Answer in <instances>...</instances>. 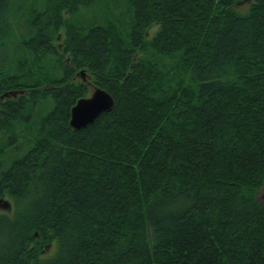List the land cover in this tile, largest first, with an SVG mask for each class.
Returning a JSON list of instances; mask_svg holds the SVG:
<instances>
[{"label":"trees","instance_id":"16d2710c","mask_svg":"<svg viewBox=\"0 0 264 264\" xmlns=\"http://www.w3.org/2000/svg\"><path fill=\"white\" fill-rule=\"evenodd\" d=\"M240 1L89 23L105 0H0V95L24 91L0 100V264H264V0ZM89 85L115 104L76 130Z\"/></svg>","mask_w":264,"mask_h":264},{"label":"water","instance_id":"95a60500","mask_svg":"<svg viewBox=\"0 0 264 264\" xmlns=\"http://www.w3.org/2000/svg\"><path fill=\"white\" fill-rule=\"evenodd\" d=\"M250 2V0H242L241 3ZM76 75L81 76L82 80L87 82V72L85 69L79 70ZM23 90H9L0 95V100L5 98L17 97L18 94L23 93ZM115 104L114 95L108 90L100 86H93L92 92L89 96L80 97L70 110L69 124L73 129L86 128L100 116L101 113L112 110ZM4 207H10L8 200L0 199ZM50 246H46L48 248Z\"/></svg>","mask_w":264,"mask_h":264},{"label":"rangeland","instance_id":"374dc122","mask_svg":"<svg viewBox=\"0 0 264 264\" xmlns=\"http://www.w3.org/2000/svg\"><path fill=\"white\" fill-rule=\"evenodd\" d=\"M31 0H15V11L13 13V18H15L16 20L19 19V16L21 14V10H25L27 9V7L30 4ZM39 2V1H37ZM249 5V2H246V3H241L240 5H237V8L240 12H245L247 11V7ZM123 12L124 11V7L121 6V8H118L116 7V3H115V0H105V2L103 3V5L101 4H96V5H91V6H88L87 8L84 7L82 8L79 13L74 16L73 18L74 19H77V20H82L83 22H89V23H92V22H95V21H100V22H104L106 21V19H113L115 14H119V12ZM125 18V17H124ZM128 18V17H127ZM126 19V18H125ZM127 20V19H126ZM122 24H125V21L124 23ZM158 28V25L157 24H154L150 29H149V34H153L156 29ZM67 61L66 62H69V55H65V58ZM59 73V72H58ZM76 78L77 79H82L81 76H78L76 75ZM87 78L88 77V74H87ZM92 89H93V86L92 85H89V91L88 93L85 95V96H89L92 92ZM46 108L49 109L51 107L52 104L50 103H46L45 104ZM44 108V107H43ZM23 139L20 138V140L18 142H21ZM18 145V144H16ZM13 154V151L11 152ZM21 154V153H20ZM259 197L261 200H264V189H262L259 193ZM5 200L7 199L9 202H12L11 199L12 198H4ZM10 204V203H9ZM13 204V202H12ZM2 207V209L0 208V210H5L7 211V209H3V208H6L2 205H0ZM12 207V205H11ZM13 210V208H12ZM12 212V211H11ZM56 253V246H50L48 247L46 250H45V253H44V256L45 257H51L53 256L54 254Z\"/></svg>","mask_w":264,"mask_h":264}]
</instances>
